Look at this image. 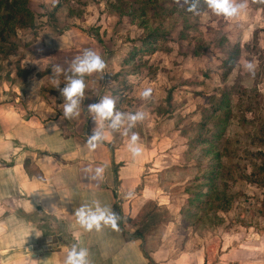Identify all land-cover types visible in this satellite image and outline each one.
I'll return each instance as SVG.
<instances>
[{
  "label": "rangeland",
  "instance_id": "rangeland-1",
  "mask_svg": "<svg viewBox=\"0 0 264 264\" xmlns=\"http://www.w3.org/2000/svg\"><path fill=\"white\" fill-rule=\"evenodd\" d=\"M7 4L10 11H0V105L27 116L34 111L55 115L73 134L83 130L86 141L94 127L92 116L82 111L81 117L64 119L50 74L53 65L67 69L84 49H92L107 67L85 77L82 109L110 95L120 111H146L134 129L141 138L140 156L131 155L128 138L119 132L107 137L110 159L121 146L128 153L120 156L129 155L139 166V179L146 183L136 195L143 185L167 192L157 216L161 224L145 233L143 250L162 248L174 256L177 237L193 233L214 238L252 229L264 236V23L259 24L264 7L261 16L253 17V7L264 3L248 0V8L230 20L203 2L197 16L182 12L174 0H152L135 20L127 16L134 10L133 0H25L28 15L11 12H16L17 0ZM6 18L10 20L4 23ZM151 32L159 40L146 56L141 49ZM245 61L256 63L254 77L244 70ZM229 63L235 66L226 75ZM58 80L64 87L63 74ZM146 87L153 89L148 101L139 96ZM222 101L226 109L218 110L203 131L201 122ZM220 131L211 148H188L197 135L207 138ZM207 149L211 151L205 154ZM209 179H216L214 190L198 203L194 199L209 191ZM127 201H132L128 218L133 221L142 205Z\"/></svg>",
  "mask_w": 264,
  "mask_h": 264
},
{
  "label": "crops",
  "instance_id": "crops-1",
  "mask_svg": "<svg viewBox=\"0 0 264 264\" xmlns=\"http://www.w3.org/2000/svg\"><path fill=\"white\" fill-rule=\"evenodd\" d=\"M263 7L249 9L256 17ZM7 106L0 105V264H64L66 250L73 244L88 249L91 264H264V236L252 229L214 238L195 233L179 236L172 245L178 253L174 256L162 248L152 253L143 250L145 235L135 236L137 228L127 222L132 201L125 194L136 192L146 180L139 179V166L129 155L120 156L127 148L118 147L110 159L108 139L89 151L83 130L73 134L68 125H59L55 115L32 109L34 114L27 116ZM101 164L106 166L103 178L90 179ZM90 167L91 174L86 171ZM163 192L167 193L143 185L133 198L141 202L136 203L138 208L142 205L135 219L149 201L165 206ZM143 196L146 199H140ZM94 200L112 210L116 205L119 230L103 227L88 232L76 222L74 209ZM158 223H146L148 230Z\"/></svg>",
  "mask_w": 264,
  "mask_h": 264
},
{
  "label": "clouds",
  "instance_id": "clouds-1",
  "mask_svg": "<svg viewBox=\"0 0 264 264\" xmlns=\"http://www.w3.org/2000/svg\"><path fill=\"white\" fill-rule=\"evenodd\" d=\"M201 2L207 6L216 16H222L226 20L237 18L248 7V0H174V3L181 10L193 15H200ZM264 3V0H259ZM256 63L253 61H245L244 70L251 76L256 74ZM107 63L105 59L92 49H84L81 55H77L69 62L67 69L61 65H53L51 67L50 82L56 86L59 92V98L62 103V117L64 119H73L81 117L82 111L92 116L94 127L90 133L86 134V147L89 151H95L101 146L103 141L108 137V133L119 132L122 136L127 137V150L135 158L142 154V146L139 143L140 135L134 131L138 122L146 119L147 113L142 109L135 111H120L116 107V99L110 95L99 97L98 102L88 104L84 109L82 105L85 95V77L94 73H102L105 71ZM63 74L64 87H60L58 77ZM153 89L151 87L144 88L139 96L142 100L148 101L152 96ZM55 100V98H53ZM56 125H53L55 127ZM105 165L101 164L94 169V175H90L92 180L103 178ZM88 173H93L90 167L86 169ZM44 196H50L45 193ZM127 199L135 196L134 191H128L125 194ZM66 198L61 197L64 202ZM67 203H70L67 201ZM73 215L76 222L88 232L95 230L101 231L103 227H110L113 230H119V221L121 217L110 207L101 206L99 201H93L91 204H82L75 208ZM64 264H91L89 259V251L86 248L73 244L66 250V258Z\"/></svg>",
  "mask_w": 264,
  "mask_h": 264
},
{
  "label": "trees",
  "instance_id": "trees-1",
  "mask_svg": "<svg viewBox=\"0 0 264 264\" xmlns=\"http://www.w3.org/2000/svg\"><path fill=\"white\" fill-rule=\"evenodd\" d=\"M17 2H18V5H16V9H17V10L15 9L16 12L15 11H11V12H13L14 15H20V14H24V13L26 15H28V12L26 10V6H24L25 0H17ZM144 4L152 5V0H148ZM144 4H143V0H133L132 8L134 10L131 13H129L127 16L130 17L132 20H135V18H137L138 14H139L138 12L141 11ZM139 6H140V8L138 9ZM2 8L9 9L8 4H7V0H0V11ZM9 11H10V9H9ZM182 12H184V11L182 10ZM8 14L13 16V14L10 12H8ZM0 20L3 21V18L0 17ZM8 20H10V19H7V18L4 19V23L7 22ZM148 38H150L151 40L148 39V40L144 41L143 47L141 49L143 51V55H146V56L153 54L154 49L152 47H150V45L155 43V41L159 40V37L158 36L154 37V34H152V32H151V34L149 33ZM230 56H232V55L230 54ZM229 64L230 65L228 66V68H226V72L224 73L226 75L228 73H230L235 66L233 63H229ZM167 102L169 104L171 102L170 95H168V97H167ZM226 105H227V102H224V101H222L220 104L215 103L213 105L212 110H211L212 117H211V115H208L207 118L203 119V121L201 122L200 127H201V129H203V131L205 130L206 124L211 120V118L214 117L213 115L216 114L218 112V110L226 109ZM222 123L224 125H226L225 120H223ZM221 136H222L221 131L216 132V133L208 136L207 138H202L199 135H197L195 137L194 141H189L188 148L191 151V150L197 149L201 145H207V144H208V147L211 148L213 146L214 142L217 141L218 139H220ZM210 151L211 150L207 149L204 153L206 154V153H209ZM211 181H212V179H209V182L207 183L209 191L207 193H205L204 195H201V193H198L194 199L195 201H197L198 203H201L200 198L203 196L206 198H210L209 197L211 195L210 191L214 190L212 183H214L216 181V179H214L213 182H211ZM188 197H189V194H188ZM149 207H151V208L149 209ZM113 211H115L118 214L117 207L115 204L113 205ZM158 212H159V206L155 202L149 201L142 207L141 211L139 212L138 216H136L135 220L132 221L130 219H127L128 223L132 224L134 227L137 228L135 230V236H139L140 238H142V236L145 235V233H147V231H149L147 228L146 222L151 223V224H155L156 222L158 223V220H157L158 217L156 216V214ZM184 221H185V219L182 221L183 226H185ZM139 223H141V226L138 227ZM142 224H145L146 228H144Z\"/></svg>",
  "mask_w": 264,
  "mask_h": 264
}]
</instances>
